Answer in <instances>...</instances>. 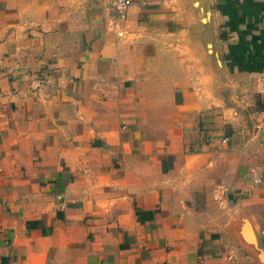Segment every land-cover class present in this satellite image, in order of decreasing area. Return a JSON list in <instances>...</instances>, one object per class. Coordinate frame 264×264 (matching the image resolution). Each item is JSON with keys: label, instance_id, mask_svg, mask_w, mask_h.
Wrapping results in <instances>:
<instances>
[{"label": "crops", "instance_id": "crops-1", "mask_svg": "<svg viewBox=\"0 0 264 264\" xmlns=\"http://www.w3.org/2000/svg\"><path fill=\"white\" fill-rule=\"evenodd\" d=\"M130 1L0 0V264H264V0Z\"/></svg>", "mask_w": 264, "mask_h": 264}, {"label": "rangeland", "instance_id": "rangeland-1", "mask_svg": "<svg viewBox=\"0 0 264 264\" xmlns=\"http://www.w3.org/2000/svg\"><path fill=\"white\" fill-rule=\"evenodd\" d=\"M211 0H205V11H201L200 13H197L194 11L185 12L183 17L185 18L188 16L191 20V27H187L186 23L187 21H184L183 25L187 33L191 34L187 36V34H181L176 31H173V33L167 32L166 34H161L160 37H164L165 40H159L157 42V50L160 54H196L197 49L196 46H199L200 49H204L206 54H215V50L212 47V41H213V26H212V16L209 9H211L210 6ZM212 7V6H211ZM194 20V21H193ZM200 22L202 24V32L205 36V42L203 41V38L199 39L196 38L195 35V27H193L197 22ZM198 33V30H196ZM206 33V35H205ZM195 35V37H194ZM196 38V39H195ZM149 51V50H148Z\"/></svg>", "mask_w": 264, "mask_h": 264}, {"label": "built area", "instance_id": "built-area-1", "mask_svg": "<svg viewBox=\"0 0 264 264\" xmlns=\"http://www.w3.org/2000/svg\"><path fill=\"white\" fill-rule=\"evenodd\" d=\"M131 4L130 0H110L109 10L112 14V17L117 23L123 22L127 18V12ZM1 72V66H0ZM226 139H223L222 142H225ZM256 182L259 181V178L255 179Z\"/></svg>", "mask_w": 264, "mask_h": 264}]
</instances>
